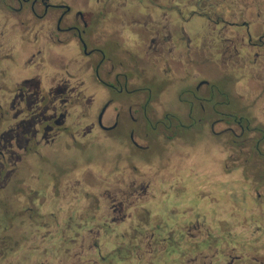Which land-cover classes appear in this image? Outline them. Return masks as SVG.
I'll return each instance as SVG.
<instances>
[{
  "label": "flooded vegetation",
  "instance_id": "obj_1",
  "mask_svg": "<svg viewBox=\"0 0 264 264\" xmlns=\"http://www.w3.org/2000/svg\"><path fill=\"white\" fill-rule=\"evenodd\" d=\"M207 1L0 0V159L10 162L9 168L0 163L3 189L25 184L13 180L25 174L19 166L24 158L55 161L57 154L75 157L111 141H121L126 153H140L154 138L173 149L167 165L157 159L148 168L139 160L110 167L112 174L130 169L133 178H119L115 190L121 197L109 195L104 213H92L98 200L92 196L109 190L111 181L85 184L83 213L64 220L53 211L52 223L32 213L24 219L20 208L15 229L37 222L29 232L58 236L52 252L76 256L73 264H264V0L248 5L246 17L241 11L231 20L234 7L226 3L214 18L194 24L211 8ZM162 6L169 8L161 12ZM204 34L206 43L199 37ZM153 67L166 72L163 82L171 81L162 97L144 80ZM176 67L186 68L178 79ZM123 93L129 99H121ZM124 127L126 139L116 140ZM201 127L214 148H205L204 138L183 143V131ZM205 154L222 166L211 182L218 202L211 199L201 218L189 220L186 211L201 203L189 207L186 189L172 198L167 191L172 181L174 189L188 186L186 177L197 172L213 175L216 166L205 163ZM233 167L255 180L247 194L256 196L252 207H241L248 198L237 199L234 191L228 207L219 201L221 177ZM41 172L46 184L40 181V190L61 183L54 167ZM12 235H0L1 255L17 252L24 240ZM78 238L95 242L71 252Z\"/></svg>",
  "mask_w": 264,
  "mask_h": 264
},
{
  "label": "rangeland",
  "instance_id": "obj_2",
  "mask_svg": "<svg viewBox=\"0 0 264 264\" xmlns=\"http://www.w3.org/2000/svg\"><path fill=\"white\" fill-rule=\"evenodd\" d=\"M214 1L217 0H208L205 3V6L208 5L211 6V8L204 12L203 17L194 18V24L197 23V20L205 19L207 18H214L216 14H219V7L220 5L226 4L228 7L233 8L234 10L231 11L233 13L230 16V19L233 20L236 18V16H239L241 14V11L245 13L246 17V11L248 5H252V2H257L255 0H220L221 4H215ZM225 2V3H224ZM234 5V6H233ZM250 7V6H249ZM153 8V7H152ZM169 7L162 6L158 8L159 11L164 12ZM200 40L203 43H206V34L200 35ZM198 37V38H199ZM185 64V63H184ZM147 74L144 75V80L149 81L146 84L150 85L154 93H157L161 97L164 95L162 92L163 87L167 86L170 83L163 82V74L166 73L160 68L153 67V68H147ZM173 70V78L178 79L183 72L186 70L185 67H176L172 68ZM234 85L237 86L236 80L237 76L234 75ZM220 81L223 82L228 87L233 88V84L223 78L221 76ZM175 82V81H174ZM179 82H175L174 87L175 88L178 85ZM222 84V85H223ZM172 88V87H171ZM121 99H129L130 95L123 93L118 94ZM172 106L176 104V101L173 99L171 95ZM200 130L197 131V128L193 129H187L184 132V141L183 143L187 142H193V141H200L201 138H204L205 148L210 147V149L214 148L215 145H211V142L207 141L205 138L206 136H209L207 133V127H201ZM204 131V132H203ZM186 133V134H185ZM125 127L121 130H119L116 135L118 137H115L116 140L120 139H126L125 135ZM155 139V140H154ZM152 141V146H149L145 150H143L140 153L136 152H124L121 148V141L118 143L117 141H111L109 145H107L105 148H103L102 145L96 147H91L88 151L84 150L83 152H80L81 154H76V156L71 157L68 156L67 153L57 154L56 158L57 160L52 161L51 159H42V158H24V160L19 164L21 166L23 171H21V174L25 173L23 176H15L13 180L24 182V185L17 186L16 189H3L4 188V182L0 183V235L3 234H13L10 236V238H18L19 240H23L21 245L18 246L17 252H12L9 254L1 255L2 259H0V264H7L8 262L11 264H73L76 256H72V259H66V255L62 252H52L51 249H53L54 245H59V238L58 236L49 235L48 232H43L47 230H42V232L39 235L32 234L29 232L30 228L32 227V224H37V222H25L26 224L30 223L28 226H20L18 229H15V225L20 223L17 220V217L20 216L16 214V210L20 208H24V211H20L24 213V219H28L30 214H34L36 216V219L42 220V216L45 215V219L48 222L52 223L53 217L50 215V212L53 211V213H56L59 215V218L61 220H64L68 214L70 213H76L80 214L83 213L84 206L88 203L85 198V184L89 183H95L97 182L98 185H105L107 182L111 181L114 182V184L109 185V190L106 189H99L94 190V193L96 196L92 197H98V200L92 201V213H98L102 214L105 212V205L108 203L107 197L109 195H115L120 198V193H117V190L115 188L117 187L115 183L119 181V178L126 177V179L131 180L133 178V174L130 169L126 171H119L114 172L113 174L110 173V167L112 169H121L124 163L126 162H133L136 164V161L139 160L140 162H143L148 168L153 163L156 162L157 159H163L164 162H166V165L168 162H170V159L172 160L171 156L173 155V149L172 146H168V149L165 145V143L160 138H154ZM201 142V141H200ZM100 144V143H99ZM185 144L183 146H185ZM212 147V148H211ZM182 148V147H179ZM186 148V146L184 147ZM103 149V151H102ZM172 150V151H170ZM69 152H78V150H70ZM116 151H119L120 153L117 155L115 154ZM181 154V152H180ZM170 156V157H169ZM183 158L181 155L178 158V161ZM1 161L5 162L6 168L10 167V162L6 158L0 159ZM205 163H212L216 166V170L213 172V175L210 174H201L197 172L199 175H194V177H186V182L188 186H180L175 185V181L173 183L169 184L167 195L170 196V198L176 196L177 192L186 189V193L184 196L183 201L185 203H189V207L193 206L194 203H201L199 206H194L193 209H189L186 211V214L188 216L189 220L196 219L198 217L201 218V215H203V209L202 206L204 204H207L212 201L214 203L218 202V193L215 189H213V186L211 185L212 179H214L216 172L219 170L221 166L219 160L216 161L211 155L205 154ZM142 164V163H141ZM139 166V165H138ZM52 167L57 169L59 173V181L61 182L57 187H53V184L50 185L49 188H45L44 190H40V181L45 183V179L42 178V172H46L48 170H51ZM218 167V168H217ZM145 168V169H146ZM224 169V168H223ZM226 170V169H225ZM193 172H195L192 169ZM5 169H3V173L1 177L4 178ZM72 172V173H71ZM71 173V175H70ZM225 176H222L221 179L224 181V184L220 187V202L223 203V205L227 206V198L229 192H235L237 193L235 197L237 199L242 198H248V202L245 201L241 205V207L244 204H250V207L252 203H250V198L256 197L255 195H247L252 194V188L255 186V180L251 179L250 175H246L239 170L237 167H233L231 172H225ZM68 174V175H67ZM233 174V175H232ZM40 177V178H39ZM23 178V179H22ZM1 181V179H0ZM218 182V181H217ZM216 182V183H217ZM204 183V184H203ZM240 184L239 189H233L232 187L235 184ZM46 184V183H45ZM200 184H203L201 186ZM159 189V187H155V189ZM3 189V190H1ZM19 189V190H18ZM154 190V188H153ZM152 190V191H153ZM159 192V191H158ZM154 192L156 197L161 196L160 193ZM255 194V191H253ZM230 194V193H229ZM166 195V196H167ZM33 198L34 202H27V199ZM216 198V199H215ZM57 200L56 207L54 208L51 206L52 202L54 200ZM74 199H77L74 201ZM164 199V197H163ZM20 200V201H19ZM216 201V202H215ZM193 202V203H192ZM5 203H9L8 205H5ZM23 203V205H21ZM75 203V205H72V208L70 204ZM264 204V202L262 203ZM30 205V206H29ZM213 205V204H211ZM11 207V209H10ZM28 207V209H26ZM98 208L95 210V208ZM59 208V210H58ZM71 208L75 209V211L69 210ZM210 209L211 206H208ZM243 209V208H242ZM247 209V208H246ZM211 211H208L207 213H210ZM226 213H229V211H226ZM16 214V216H15ZM35 217H33V220H36ZM12 224V225H11ZM41 227V225H39ZM13 228L21 235H25L26 230L28 229V232L26 234V237L16 235L17 232L13 231ZM48 229V227H47ZM50 230L55 229L54 227L49 228ZM45 236V238H43ZM62 240V238H61ZM95 242V239H89L86 238V240H81L80 238L77 239L76 245L73 246L74 251H78V247L81 245H84L86 248L93 244ZM11 244V243H10ZM17 244V241L15 242ZM13 245V243H12ZM11 247V245L9 246ZM16 249V250H17ZM43 252H46L43 254ZM73 255V254H72ZM81 260H77L76 264H81ZM84 261V258L82 259ZM62 262V263H61ZM86 264V263H85Z\"/></svg>",
  "mask_w": 264,
  "mask_h": 264
}]
</instances>
